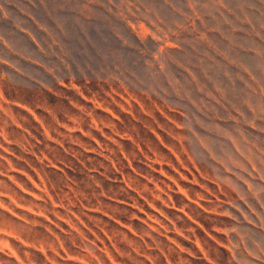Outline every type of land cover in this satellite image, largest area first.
Returning a JSON list of instances; mask_svg holds the SVG:
<instances>
[{"label": "rangeland", "instance_id": "obj_1", "mask_svg": "<svg viewBox=\"0 0 264 264\" xmlns=\"http://www.w3.org/2000/svg\"><path fill=\"white\" fill-rule=\"evenodd\" d=\"M0 264H264V0H0Z\"/></svg>", "mask_w": 264, "mask_h": 264}]
</instances>
